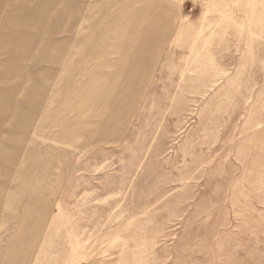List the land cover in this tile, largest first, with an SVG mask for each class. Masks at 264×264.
Listing matches in <instances>:
<instances>
[{
    "label": "rangeland",
    "instance_id": "obj_1",
    "mask_svg": "<svg viewBox=\"0 0 264 264\" xmlns=\"http://www.w3.org/2000/svg\"><path fill=\"white\" fill-rule=\"evenodd\" d=\"M131 40L120 135L40 137ZM0 264H264V0H0Z\"/></svg>",
    "mask_w": 264,
    "mask_h": 264
},
{
    "label": "crops",
    "instance_id": "obj_2",
    "mask_svg": "<svg viewBox=\"0 0 264 264\" xmlns=\"http://www.w3.org/2000/svg\"><path fill=\"white\" fill-rule=\"evenodd\" d=\"M142 1H145V0H142ZM141 14L147 15L144 19V23L142 22L141 24L142 29L145 27L150 28L152 25H154L153 21L155 20L157 21L156 22L157 25L151 27L153 31L148 32L151 35H154L155 30L158 29L160 26H162V25H159V21L165 20V17L162 14H160L159 19H158V16H156L155 20L152 19L153 21L151 20L150 22H148L150 18V15H149L150 8H143L140 11V16ZM166 21H168L167 23L168 25L170 19ZM165 26H166V23L164 27ZM152 43L153 42L139 43L138 41H135V40H131V42H109V41L105 42V44H103L104 45L103 47L108 49L109 51L108 54L115 53L116 58L114 60H111V59H108V57L107 58L104 57L103 65L107 66L111 62H114L112 63V68H116L117 66L120 67V70L118 71V73L116 74L112 73L106 76L108 80H104V78H102L103 71L96 70L94 71V73L92 71L91 72L86 71L83 73L81 72L79 73L78 70L82 69L84 64H83L82 59H78L82 67L77 70V73L79 75L89 73L92 78V81L91 79L88 80L86 85H89L92 82V85H93L92 87L94 88L102 86V88L104 89L106 87V91L111 92L110 95H112V97L110 98L105 97V99H100V100L95 101V105L94 107H92L91 112H89L90 113L89 116L84 114L86 100L82 101V104L84 106L83 110L80 109L78 112L76 111V116L73 117L74 119L73 122L75 123L74 128H71L69 125L71 118L69 116H65V114L67 113H64L65 117H64L63 122H61V120L58 118V122H55L51 125L47 123V121L46 123L45 122L40 123L39 128H38L39 130L38 135L42 137L44 136L45 133L49 134L50 128H54L51 130V132H54L56 136L53 138L49 136V138L53 140H57V141H64L65 139L73 140L74 138L77 139L79 136H85L88 133H91V136L94 138V140H96V142L101 141L102 139L105 140V137H108L110 133H112V137H114V135L116 134L120 135V126H124V123H126L129 113L131 112L135 104L139 103L138 94L140 93L142 89L140 87V84H138V82L135 79H131L130 77H127L126 79H121V77L123 76V74H126V75L131 74V76H134V77L137 76V74L139 73V70H137L138 68L135 62H137L138 60L144 59L143 52L145 48H147V45H151ZM90 46L92 47L93 43H90L89 47ZM81 47L83 46L80 45L79 48L83 49ZM128 52H130V54H128ZM152 53L154 54L155 52L153 51ZM131 54L133 55L132 58H131ZM129 58L132 61H134L133 63L134 65L130 67L129 71H125L126 62L129 61ZM110 77H113V78L109 79ZM60 92L61 90H59V85H58L57 93L60 94ZM57 93H56V96L58 95ZM51 106L56 107L54 104V101L51 102ZM71 108L72 110H74V107H71ZM48 111H51V110H46V113ZM46 115H50L49 112ZM52 116L54 117L53 114H51V117ZM46 119L48 120L49 116H47ZM109 127H111L112 130L109 129ZM50 166L52 165L50 164Z\"/></svg>",
    "mask_w": 264,
    "mask_h": 264
}]
</instances>
